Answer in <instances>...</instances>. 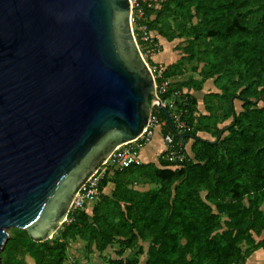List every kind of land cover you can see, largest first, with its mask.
Here are the masks:
<instances>
[{
	"label": "trees",
	"instance_id": "1",
	"mask_svg": "<svg viewBox=\"0 0 264 264\" xmlns=\"http://www.w3.org/2000/svg\"><path fill=\"white\" fill-rule=\"evenodd\" d=\"M141 3L145 21L138 25L148 24L168 42L185 39L187 61L192 63L198 55L207 60L202 81L182 85L187 92L171 84L168 94L159 95L163 103L174 100L192 127L184 141H192L193 156L179 167L160 159V166L112 170L102 181L92 215L86 210L71 212L69 222L45 242L20 229L9 231L1 264H27V257L35 264H66L75 240L99 253L117 246L115 264H141L139 257L146 253L142 243H149L145 264H245L264 250V238L256 239L264 235V0ZM179 65L156 79L158 87L180 73ZM209 80L219 92L204 96L208 115L199 118V101L191 91L202 92ZM176 91L182 96L174 98ZM236 101L241 102L239 113ZM217 112L231 124L219 129ZM153 115L167 121L164 136L179 140L172 119L157 107ZM202 132L215 140L200 138ZM137 178L154 181L157 188L138 191L133 188ZM111 183L113 191L105 194ZM243 246L248 247L245 253ZM128 252L136 256L125 258Z\"/></svg>",
	"mask_w": 264,
	"mask_h": 264
},
{
	"label": "water",
	"instance_id": "2",
	"mask_svg": "<svg viewBox=\"0 0 264 264\" xmlns=\"http://www.w3.org/2000/svg\"><path fill=\"white\" fill-rule=\"evenodd\" d=\"M156 106L170 121L130 0H0V264L9 229L53 239Z\"/></svg>",
	"mask_w": 264,
	"mask_h": 264
},
{
	"label": "built area",
	"instance_id": "3",
	"mask_svg": "<svg viewBox=\"0 0 264 264\" xmlns=\"http://www.w3.org/2000/svg\"><path fill=\"white\" fill-rule=\"evenodd\" d=\"M130 1L132 5V25L134 38L144 59L146 61L151 60L162 52V47L158 42L155 41L154 33L150 31L148 24L142 23L138 25V22L145 21V12L141 3L142 0ZM139 43H141V46ZM150 69L155 77V80L157 78H162V71L157 66H151ZM155 73L158 77L155 76ZM170 87L171 84L168 81H163L159 87L157 85L158 97L159 95L163 96L168 94ZM181 96L182 94L180 91H176L173 94L174 98H179ZM163 105L166 108L169 107L171 112L170 120H173V128L177 135H187L192 132V127L182 119L183 113L178 111L174 100L163 103ZM166 125L167 121H162L158 115H152L150 123L143 135L138 140L117 148L113 154L103 164H101L100 167L82 185L75 196L70 213L85 211L90 204H94L99 200L101 195L102 181L109 172H112V170L122 171L134 165H141L142 151L154 141L158 133H162L163 129L166 128ZM162 140L163 145L165 146L164 151L160 155V159L162 161L176 167H179L187 161V145L183 139L176 140L174 136L163 135ZM67 222H69V217Z\"/></svg>",
	"mask_w": 264,
	"mask_h": 264
},
{
	"label": "rangeland",
	"instance_id": "4",
	"mask_svg": "<svg viewBox=\"0 0 264 264\" xmlns=\"http://www.w3.org/2000/svg\"><path fill=\"white\" fill-rule=\"evenodd\" d=\"M157 2H161L164 0H153ZM162 48L165 51H171L173 52L174 59H172L169 63L180 64V73H177V76L174 78H170V81L173 85H179L180 88H182L183 92H187V89L185 87H182L185 83L192 80L193 82H200L203 79V76L200 74L201 70H205L207 67V60L204 56L198 55V59L193 61L192 63L187 61V54L185 52V47L187 46V42H185V39H178L174 41L172 44H167L166 42H163ZM200 49H205L200 47ZM197 49V50H200ZM148 61V60H147ZM151 67V65H150ZM210 92H218L217 88L213 84V80H209L204 84V88L202 92H196L195 96L199 101V107L197 112V117L201 118L204 116H207L208 113L205 111V107L203 104V98L206 94ZM235 108L237 113L241 112V102L236 101L235 102ZM221 113L217 112L214 116L215 123L218 125L219 129H224L225 127L229 126L232 122V120L228 122H223ZM206 125H209L210 127H214L213 123L211 121H205ZM200 136V135H199ZM133 188L141 191V192H147L150 190H153L157 188V184L154 181H146L144 179H135ZM114 189L113 183L109 184L106 192L108 195L111 194V192ZM12 229H9V231H12ZM17 230V229H16ZM217 233H221V231H217ZM264 238V235L261 238H256L257 241H260ZM146 253L145 255L139 257L140 263L145 264V261L147 259V251L149 247V243H142ZM118 247L114 246L109 248L104 253H99L97 251H92L87 248V244L85 242H82L80 240H75L70 243L69 250H68V259L66 264H115V261L118 260L116 256V251ZM243 253H245L248 250L247 246L242 247ZM261 252V253H260ZM136 256L135 252L130 253L128 252L124 257L125 258H133ZM27 264H35L34 260L30 257H27ZM245 264H264V250L259 251L258 253H254L250 258L247 259Z\"/></svg>",
	"mask_w": 264,
	"mask_h": 264
},
{
	"label": "crops",
	"instance_id": "5",
	"mask_svg": "<svg viewBox=\"0 0 264 264\" xmlns=\"http://www.w3.org/2000/svg\"><path fill=\"white\" fill-rule=\"evenodd\" d=\"M154 36L158 40V43L161 45V47L163 46L162 41L166 42L169 45L173 43V42H168L166 39L160 38L156 33H154ZM172 59H174L173 52H171V51H165L164 52V49L162 48V52L159 55H157L156 57H154L153 59H151V61L153 62V64L155 66H157L162 71V77H163V72L166 69H168L169 67L175 65L174 63H169L172 61ZM168 81L170 82V84H172L170 80H168ZM195 93L196 92L191 91V94L196 98ZM199 135H200L199 137L204 139V140H208L211 142H213L215 140V138L209 133L202 132V133H199ZM162 136H163L162 133H158L156 138L154 139V141L142 151V156H141L142 157V164L141 165H143V164H156L157 166H160V155L165 149V146L163 145ZM186 145H187L188 155L193 156L192 152H191L192 141L187 143ZM106 189L104 191L105 194H107ZM95 205H96V203L90 204L87 207V210H86L87 213L92 215V212H93Z\"/></svg>",
	"mask_w": 264,
	"mask_h": 264
}]
</instances>
